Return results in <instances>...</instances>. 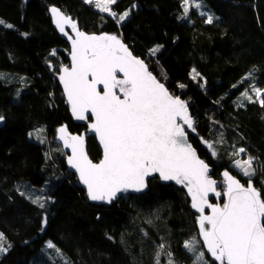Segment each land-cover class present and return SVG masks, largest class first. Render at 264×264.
I'll return each instance as SVG.
<instances>
[{
	"label": "trees",
	"instance_id": "obj_1",
	"mask_svg": "<svg viewBox=\"0 0 264 264\" xmlns=\"http://www.w3.org/2000/svg\"><path fill=\"white\" fill-rule=\"evenodd\" d=\"M189 1L116 0L114 17L86 0H0V264H156L157 253L160 264H192L184 242L193 237L208 264H218L199 236L200 213L186 187L153 177L142 194L90 203L56 143L66 126L85 136L92 160L101 157L87 124L70 117L58 83L72 43L51 6L90 35H116L187 102L195 128L185 127L188 139L217 191L227 171L244 185L251 179L264 199V105L242 95L254 86L264 99V0ZM248 157L255 158L251 177L235 166ZM223 200L209 196L213 204Z\"/></svg>",
	"mask_w": 264,
	"mask_h": 264
},
{
	"label": "snow or ice",
	"instance_id": "obj_2",
	"mask_svg": "<svg viewBox=\"0 0 264 264\" xmlns=\"http://www.w3.org/2000/svg\"><path fill=\"white\" fill-rule=\"evenodd\" d=\"M86 2H95L100 11L116 16L110 8L116 0ZM188 2L184 0L185 5ZM194 6L199 8L200 4ZM184 11L187 13L188 7L185 6ZM50 12L61 33L67 35L65 24L76 33L75 39L69 37L72 39V64L63 67L60 76L72 115L77 120H85L89 118L86 114L90 113L94 122L90 123L89 130L96 134L102 145V158L94 163L85 151L83 135L69 134L66 126L57 130L64 146L71 148L68 163L79 173L81 183L86 185L88 198L111 203L117 193L128 189L141 191L146 187L145 178L158 174L164 181H175L187 188L192 207L200 213L197 217L199 236L218 264H264L262 194L251 179L245 187L227 171L223 173L225 191H217V182L208 175V164L186 142L184 126L195 132L187 102L170 94L145 62L133 56L116 35H87L59 9L52 7ZM128 15L127 11L124 12L118 22ZM206 22L212 23L213 18L209 16ZM4 23L0 20V25ZM6 27L12 28L13 25L7 24ZM152 51L154 53L158 48ZM192 72L195 79L199 73L196 69ZM117 73H122L123 77L118 78ZM254 91L264 105V99H260L261 89ZM242 95L252 99L247 91ZM207 146L212 147L211 144ZM238 151L246 150L240 148ZM254 159L237 160L235 166L244 176L251 177L255 171ZM209 193L217 197L223 195L226 200L222 205L211 204ZM38 202V199L33 200V203ZM206 207L211 209L210 215L204 214ZM3 241V233H0V251H6ZM197 243L193 237L184 242V248L193 253V264H208L205 252L198 250ZM48 247L55 246L49 241ZM159 247L163 249L164 246ZM168 255L170 257L171 253ZM156 264H160L159 253ZM168 264L174 262L170 259Z\"/></svg>",
	"mask_w": 264,
	"mask_h": 264
},
{
	"label": "water",
	"instance_id": "obj_3",
	"mask_svg": "<svg viewBox=\"0 0 264 264\" xmlns=\"http://www.w3.org/2000/svg\"><path fill=\"white\" fill-rule=\"evenodd\" d=\"M53 6H51V7H49V9H48V11H49V14L52 16V14H51V12H50V9L52 8ZM56 8V7H55ZM58 9V8H57ZM61 12V11H60ZM64 16H66V17H69V18H71V20L72 21H74L75 23H76V21L75 20H73V18L70 16V15H65L63 12H61ZM52 18H53V16H52ZM53 21H54V19H53ZM55 23V22H54ZM56 25V24H55ZM76 25H77V23H76ZM64 28H65V32H67V33H69L70 34V36H71V38L72 39H75V36H76V33L72 30V28L69 26V25H67V24H65V26H64ZM77 28H78V30H80V31H82V32H84L85 34H87V35H90L89 33H87L86 31H84L83 29H81L78 25H77ZM122 42V41H121ZM123 43V42H122ZM124 44V43H123ZM130 51V50H129ZM131 52V51H130ZM132 53V52H131ZM132 55L133 56H135V57H137V58H139V59H141V60H143L141 57H139V56H136V55H134L133 53H132ZM144 62H145V60H143ZM71 64H72V59H71V55L69 56V63L67 64V65H64L63 67H65V66H68V67H70L71 66ZM145 64L147 65V63L145 62ZM63 67H61L60 69H59V72H58V83H59V86H60V89H61V92H62V95H63V97H64V99H65V101H66V104L68 105V107H69V115H70V117L72 118V120L73 121H75V122H83V123H85V124H87V127H88V129H89V125H90V123H92V122H94V118H92L91 117V114L90 113H88V114H86V115H88V119H85V120H77V119H75L74 118V116L72 115V112H71V106H70V104L68 103V100H67V95H66V93H65V91H64V88H63V84H62V82L60 81V76L63 74V72H62V68ZM147 67H148V70L153 74V76H155L156 77V75L149 69V66L147 65ZM117 76H118V78H122L123 77V74L122 73H117ZM157 78V77H156ZM157 80H159L158 78H157ZM160 81V80H159ZM161 83H163L162 81H160ZM164 84V83H163ZM164 86H165V84H164ZM166 87V86H165ZM98 88H102V85H98ZM167 88V87H166ZM168 89V88H167ZM168 91H169V89H168ZM169 93L170 94H172L170 91H169ZM119 94V93H118ZM173 96H178L181 100H183L184 101V99L182 98V97H180L179 95H174V94H172ZM187 109H188V106H187ZM188 115L190 116V114H189V109H188ZM178 122H180V121H178ZM182 123V122H181ZM1 124V123H0ZM68 130V129H67ZM90 131V130H89ZM68 132H69V134H71V135H81V134H79V133H76V132H70L69 130H68ZM185 132L187 133V131H186V129H185ZM90 133L95 137V140H96V143H97V145H98V147H99V149H100V151H101V157L97 160V161H94V160H92L90 157H89V155H88V153H87V144H86V138H85V136H84V140H85V145H84V147H85V151H86V153H87V155H88V157L94 162V163H96V162H98L101 158H102V145H100V143H99V139H98V137L96 136V134L94 133V132H91L90 131ZM188 144H190L194 149H195V147L192 145V143L189 141V139H188V135H187V141H186ZM56 143L57 144H59L61 147H62V149H63V151L66 153V165H67V169L71 172V173H73L75 176H76V178H77V180H78V184L80 185V187L85 191V195H86V197H87V199H88V201L90 202V203H93V204H104V205H111L113 202H115L117 199H118V197L121 195V194H124V193H127V194H135V195H138V194H142V193H144L146 190H147V187H148V181L151 179V178H153V177H158V178H160L159 177V175L158 174H152L151 176H148V177H146L145 178V183H146V187H144L141 191H135V190H133V189H128L127 191H125V192H120V193H117V195H116V198L115 199H113L112 201H111V203H108V202H106V201H92V200H90L89 198H88V195H87V188H86V185H84L83 183H81V181H80V179H79V173L76 171V169L75 168H73V167H71L70 165H69V163H68V158L72 155V151H71V148H67V147H65L64 146V142L62 141V140H60L59 139V133H58V131H57V136H56ZM195 151H196V154H197V156L199 157V155H198V153H197V150L195 149ZM200 158V157H199ZM201 159V158H200ZM162 180V179H161ZM164 181V180H163ZM164 182H166V183H176L175 181H164ZM244 185V184H243ZM245 187H247V185H244ZM225 191V190H224ZM223 191V192H224ZM212 193H209V195H208V201H209V196L211 195ZM223 203L225 202V200H226V197L225 196H223ZM209 203H211L210 201H209ZM222 203V204H223ZM211 204H213V203H211ZM221 204V205H222ZM206 210H207V214L208 215H210L211 214V209H209V208H205Z\"/></svg>",
	"mask_w": 264,
	"mask_h": 264
},
{
	"label": "rangeland",
	"instance_id": "obj_4",
	"mask_svg": "<svg viewBox=\"0 0 264 264\" xmlns=\"http://www.w3.org/2000/svg\"><path fill=\"white\" fill-rule=\"evenodd\" d=\"M100 2L101 3H103V0H100ZM95 3V2H94ZM191 4V2L189 1L188 2V4L187 5H190ZM98 8V7H97ZM99 9V8H98ZM213 17H215L214 15H212ZM99 35H101V34H99ZM68 37H71L70 36V34H68ZM70 41H71V43H72V39H70ZM254 89H256V87H249L248 89H247V94H248V96H250V97H252V99H256V100H259L258 98H257V95H256V92L254 91ZM262 93H263V90H261V96H262ZM261 96H260V99H261ZM245 97V96H244ZM186 126V125H185ZM36 132H41V128H39V129H36ZM238 160H241V161H243L242 159H238ZM187 189V188H186ZM32 196L34 197V199H36L38 196L36 195V193H33L32 192ZM193 264V263H192Z\"/></svg>",
	"mask_w": 264,
	"mask_h": 264
},
{
	"label": "bare ground",
	"instance_id": "obj_5",
	"mask_svg": "<svg viewBox=\"0 0 264 264\" xmlns=\"http://www.w3.org/2000/svg\"><path fill=\"white\" fill-rule=\"evenodd\" d=\"M121 95H122V94H121ZM184 127H186V126H184ZM225 188H226V187H225ZM224 190H225V189H224ZM224 190H223V191H224Z\"/></svg>",
	"mask_w": 264,
	"mask_h": 264
}]
</instances>
